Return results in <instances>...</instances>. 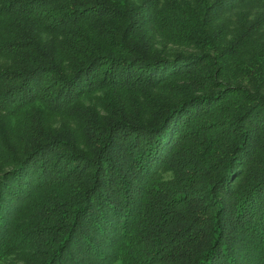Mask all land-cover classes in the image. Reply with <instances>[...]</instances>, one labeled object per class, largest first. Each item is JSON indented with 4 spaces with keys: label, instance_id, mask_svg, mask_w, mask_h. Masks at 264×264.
Returning a JSON list of instances; mask_svg holds the SVG:
<instances>
[{
    "label": "trees",
    "instance_id": "1",
    "mask_svg": "<svg viewBox=\"0 0 264 264\" xmlns=\"http://www.w3.org/2000/svg\"><path fill=\"white\" fill-rule=\"evenodd\" d=\"M118 261L264 264V0H0V264Z\"/></svg>",
    "mask_w": 264,
    "mask_h": 264
},
{
    "label": "rangeland",
    "instance_id": "2",
    "mask_svg": "<svg viewBox=\"0 0 264 264\" xmlns=\"http://www.w3.org/2000/svg\"><path fill=\"white\" fill-rule=\"evenodd\" d=\"M185 118H187V116H185ZM249 224H250V226H251V223H248V225H249ZM252 225H254V224H252ZM250 226L247 227V225H246L245 230L249 229ZM244 241H246V240H244ZM115 264H121V262L118 261V262H116Z\"/></svg>",
    "mask_w": 264,
    "mask_h": 264
}]
</instances>
